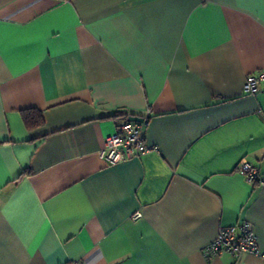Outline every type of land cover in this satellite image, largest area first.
Returning <instances> with one entry per match:
<instances>
[{
  "label": "crops",
  "instance_id": "0c3cea01",
  "mask_svg": "<svg viewBox=\"0 0 264 264\" xmlns=\"http://www.w3.org/2000/svg\"><path fill=\"white\" fill-rule=\"evenodd\" d=\"M263 69L264 0H0V264H264ZM147 112L151 150L104 162ZM243 221L259 252L209 258Z\"/></svg>",
  "mask_w": 264,
  "mask_h": 264
},
{
  "label": "built area",
  "instance_id": "2783aa9c",
  "mask_svg": "<svg viewBox=\"0 0 264 264\" xmlns=\"http://www.w3.org/2000/svg\"><path fill=\"white\" fill-rule=\"evenodd\" d=\"M68 3L70 0H57ZM264 83V69L257 75L247 77L243 92L255 94L260 84ZM149 112L142 118L143 122L123 120L116 134L108 136L104 146L99 152V157L110 166H114L129 160L141 158L151 149L143 138V130L148 124ZM249 184H262L263 178L259 175L254 165L247 160H242L237 170ZM141 218L137 213L135 219ZM259 252L258 237L249 221H243L235 226L221 228L216 239L211 242L205 253L209 258L220 257L228 254L233 258H240L244 254H257ZM68 264H82L79 261Z\"/></svg>",
  "mask_w": 264,
  "mask_h": 264
},
{
  "label": "trees",
  "instance_id": "16d2710c",
  "mask_svg": "<svg viewBox=\"0 0 264 264\" xmlns=\"http://www.w3.org/2000/svg\"><path fill=\"white\" fill-rule=\"evenodd\" d=\"M23 121L25 126L28 129L38 128L44 125V116L43 113L37 110H27L22 113ZM119 116H115L118 118ZM123 117V116H121ZM128 116L124 117V119L128 120Z\"/></svg>",
  "mask_w": 264,
  "mask_h": 264
},
{
  "label": "water",
  "instance_id": "95a60500",
  "mask_svg": "<svg viewBox=\"0 0 264 264\" xmlns=\"http://www.w3.org/2000/svg\"><path fill=\"white\" fill-rule=\"evenodd\" d=\"M128 120L132 122H139V123L143 122V119L138 118V117H130Z\"/></svg>",
  "mask_w": 264,
  "mask_h": 264
}]
</instances>
